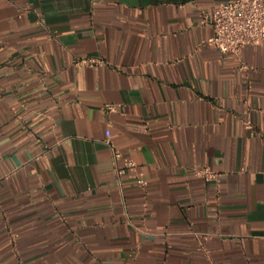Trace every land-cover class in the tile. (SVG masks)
Returning a JSON list of instances; mask_svg holds the SVG:
<instances>
[{
    "label": "crops",
    "instance_id": "obj_1",
    "mask_svg": "<svg viewBox=\"0 0 264 264\" xmlns=\"http://www.w3.org/2000/svg\"><path fill=\"white\" fill-rule=\"evenodd\" d=\"M225 1L0 0V264H264V40L208 41Z\"/></svg>",
    "mask_w": 264,
    "mask_h": 264
},
{
    "label": "built area",
    "instance_id": "obj_2",
    "mask_svg": "<svg viewBox=\"0 0 264 264\" xmlns=\"http://www.w3.org/2000/svg\"><path fill=\"white\" fill-rule=\"evenodd\" d=\"M207 20L213 28V35L208 41L223 53H234L239 56L243 46L247 44L257 45L264 40V1L263 0H226L215 5ZM100 62L97 57H83L76 61V64H95ZM116 109L114 104H107L105 112ZM114 157L120 153L113 149ZM136 163L128 159L124 167L118 168L121 173L125 168L135 171ZM196 173L205 181H215L218 173L209 165H202L196 168ZM136 181L144 186L145 180L141 173L136 174Z\"/></svg>",
    "mask_w": 264,
    "mask_h": 264
}]
</instances>
